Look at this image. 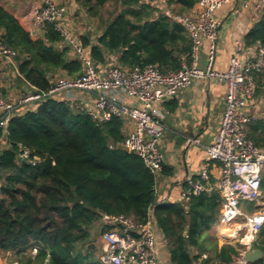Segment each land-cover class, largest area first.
<instances>
[{"label": "trees", "instance_id": "16d2710c", "mask_svg": "<svg viewBox=\"0 0 264 264\" xmlns=\"http://www.w3.org/2000/svg\"><path fill=\"white\" fill-rule=\"evenodd\" d=\"M198 1L173 0L170 5L176 14L188 15ZM76 2L96 17L109 0ZM116 2L117 12L96 43L82 37L98 67L112 56L125 68L178 70L183 61L190 62L192 41L181 23L163 13L156 16L159 9L150 1ZM0 39L16 50L19 73L36 90L47 92L57 74L75 77L82 71V63L69 57V48L57 47L61 37L52 25L34 36L25 21L1 5ZM244 45L264 49V13L245 35ZM124 126L123 118L99 123L55 98L10 119L6 132L0 130V145L4 140L8 145L0 150V252H14L17 264H100L88 248L92 225L105 215L133 218L138 225L147 222L157 202V179L138 155L120 147ZM259 131L264 133V121L251 123L248 136L264 147ZM22 150L38 158L35 165L19 160ZM261 189L264 194V174ZM221 201L213 191L192 196L186 207L154 206L152 217L167 240L172 264H194L205 254L201 264L233 261L236 247L219 248L210 235ZM107 230L103 227L102 233ZM258 243L252 248L264 251V224Z\"/></svg>", "mask_w": 264, "mask_h": 264}, {"label": "built area", "instance_id": "2783aa9c", "mask_svg": "<svg viewBox=\"0 0 264 264\" xmlns=\"http://www.w3.org/2000/svg\"><path fill=\"white\" fill-rule=\"evenodd\" d=\"M158 1L165 9V15L186 28L192 41L190 62L183 61L178 70H162L156 65L125 68L117 61L98 67L82 38L71 36L63 26L62 20L68 13L65 5L45 0L35 7L28 19L32 34L39 36L47 25H52L61 37V47L69 48L83 68L75 77L56 78L47 92L36 90L39 93L26 94L17 102L7 101L0 89V130L5 133L10 119L18 112L36 110L43 100L57 99L62 95L63 98L58 100L65 101L71 109L86 113L99 123H105L112 117L129 119L133 129L126 134L120 147L138 155L157 179L163 170L161 144L165 115L155 104L174 98L196 81L223 84L225 108L215 141L206 147L198 179L186 180L179 196L181 205L186 207L192 196L217 191L222 199L219 217L222 237L241 246L236 248L237 253L230 264H251L246 255L254 245H259V234L264 224L261 189L264 147L256 145L248 136V125L257 120L249 107L257 91L254 74L264 73V49L256 45L253 60L244 63L241 60L244 45L239 41L228 68L218 70L215 64L220 22L216 12L231 0H199L194 15L176 14L170 5L173 0ZM253 11L254 14L264 13V0H256ZM205 42L208 43L207 56L204 67H201L200 54ZM0 55L15 60L18 53L0 39ZM75 92L94 97L93 103L83 102ZM124 97L135 100L136 105L125 103ZM189 143L199 141L190 139ZM18 157L32 165L38 161L28 150H22ZM213 169L216 170L214 181ZM243 203H254L259 211L253 215L244 214ZM241 217L244 218L242 225L237 224ZM102 220L110 230L102 233L100 264H160L152 210L144 225H138L133 218L123 215H105ZM243 229L247 230L246 236L241 235ZM206 258L204 255L203 259Z\"/></svg>", "mask_w": 264, "mask_h": 264}, {"label": "crops", "instance_id": "0c3cea01", "mask_svg": "<svg viewBox=\"0 0 264 264\" xmlns=\"http://www.w3.org/2000/svg\"><path fill=\"white\" fill-rule=\"evenodd\" d=\"M44 1L0 0V5L16 18L28 24L32 10ZM52 1L68 5L69 14L62 20V24L71 36L77 38L87 37L91 40L92 45H94L98 37L103 33L106 24L100 23L96 25V23H93L91 21L93 18L85 13L82 6L76 0ZM144 1H150L153 7L159 9V12L155 14L156 16L161 13L165 14V9L160 6L158 0ZM255 2L256 0H231L230 3L224 5L216 12V18L220 22L215 64L218 70H226L228 68L229 61L235 54L237 43L240 41L244 45L245 35L261 18L263 13L254 14L253 6ZM30 3L35 4L31 10L24 6ZM196 12L197 5L187 13L188 15H194ZM57 47L61 48V44L59 43ZM255 47L256 45L251 47L244 45L241 52L242 62L248 63L253 60ZM207 49L208 43L205 42L200 54L202 60H200L201 67L205 65ZM69 57H74L70 51ZM115 61H117L116 57L112 56L107 65ZM62 74H57L56 78ZM254 78L257 83V91L249 107V111L257 116L256 121H264V73H255ZM0 89L7 101H16L24 94L36 91L20 75L18 61L2 55H0ZM75 94L80 96L81 100H84L83 102L93 103L94 101V97L90 95L79 92H75ZM56 98L62 99L63 96L59 95ZM122 100L129 105H136V101L133 99L124 97ZM155 107L160 109L165 115L163 120L165 131L161 144L164 162L163 170L156 181L157 201L160 202V205L181 204L180 191L184 188L186 180L198 179L206 147L215 141L218 133L222 113L225 108V86L221 83L196 81L190 87L181 90L174 98L161 104H155ZM22 112L23 110L18 113ZM123 119L125 121V133L127 134L133 129V123L129 119ZM256 136L264 140V133L262 131L257 132ZM190 139L198 140L199 143H189ZM7 147L6 141H2L0 150ZM212 173L214 174L212 181H214L216 170L213 169ZM219 217L220 214L212 228L215 235L211 236L218 240L219 248L227 244L235 246L234 241L222 237L221 231L223 229L219 226ZM97 224L99 227L95 230H100V239L98 242L94 241L96 232L94 230L95 234L92 233L93 230L90 228V242L88 246V248L92 247L89 249L94 251L96 259L102 253V229L108 226L103 220H100ZM155 233L160 264H172L167 240L157 226H155ZM192 253L195 254V250L192 249ZM203 256L194 264H201ZM257 264H264V258L262 262Z\"/></svg>", "mask_w": 264, "mask_h": 264}, {"label": "rangeland", "instance_id": "374dc122", "mask_svg": "<svg viewBox=\"0 0 264 264\" xmlns=\"http://www.w3.org/2000/svg\"><path fill=\"white\" fill-rule=\"evenodd\" d=\"M64 5L67 6V8H68V5L66 3ZM24 6L28 7L29 10H31L35 6V4L33 5V3H30V4H25ZM117 9H118V7H117L116 0H109L108 4L104 8L100 9L98 15L96 17H92L93 19L91 21L93 23H96V25L100 24V23L107 24L109 22V20H111L113 18V16L117 12ZM68 14H69V12L67 13L66 16H68ZM89 17H91V16H89ZM25 95L26 94L22 95L21 97H23ZM21 97H19L16 101H11V102H17ZM263 174H264V171H263ZM241 207H242L243 213L247 214V215H253L259 211L258 206L255 205L254 203H243L241 205ZM237 224H241V225L244 224V218H242V217L239 218L237 221ZM97 227H99L97 223L91 226V228L93 230L92 233H94V230ZM95 232H96V237H95L94 241L98 242V240L100 239V236H101V232L99 229L95 230ZM210 235H212V236L215 235V232L213 230H211ZM241 235L246 236L247 230L243 229ZM234 245L237 249L241 248L239 243H235ZM88 246H89V244H88ZM16 261H17V259L15 257L14 252H12V251L8 252V253L0 252V264H17Z\"/></svg>", "mask_w": 264, "mask_h": 264}, {"label": "water", "instance_id": "95a60500", "mask_svg": "<svg viewBox=\"0 0 264 264\" xmlns=\"http://www.w3.org/2000/svg\"><path fill=\"white\" fill-rule=\"evenodd\" d=\"M35 93H39V91H36ZM1 187V185H0ZM75 202H78V198H76ZM160 202H156L152 207L151 210H153L155 205H159ZM92 248V247H89ZM264 258V251L259 249V248H254L251 249L247 255H246V260L248 262H250L251 264H255L258 260L263 259Z\"/></svg>", "mask_w": 264, "mask_h": 264}, {"label": "bare ground", "instance_id": "6f19581e", "mask_svg": "<svg viewBox=\"0 0 264 264\" xmlns=\"http://www.w3.org/2000/svg\"><path fill=\"white\" fill-rule=\"evenodd\" d=\"M226 232L225 233H227L228 232V230H225Z\"/></svg>", "mask_w": 264, "mask_h": 264}]
</instances>
